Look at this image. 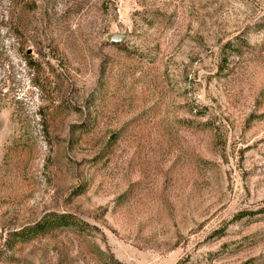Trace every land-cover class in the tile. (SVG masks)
Wrapping results in <instances>:
<instances>
[{"label":"rangeland","instance_id":"1","mask_svg":"<svg viewBox=\"0 0 264 264\" xmlns=\"http://www.w3.org/2000/svg\"><path fill=\"white\" fill-rule=\"evenodd\" d=\"M0 264H264V0H0Z\"/></svg>","mask_w":264,"mask_h":264},{"label":"trees","instance_id":"2","mask_svg":"<svg viewBox=\"0 0 264 264\" xmlns=\"http://www.w3.org/2000/svg\"><path fill=\"white\" fill-rule=\"evenodd\" d=\"M66 223H68V226L73 224L69 216H56L52 219L48 218V220L46 219L42 222L35 223L26 230L19 232L17 235H28V232L33 234H43L50 231L51 229H54V227L65 225Z\"/></svg>","mask_w":264,"mask_h":264},{"label":"water","instance_id":"3","mask_svg":"<svg viewBox=\"0 0 264 264\" xmlns=\"http://www.w3.org/2000/svg\"><path fill=\"white\" fill-rule=\"evenodd\" d=\"M126 35H127L126 30L123 33L114 32L107 34L105 39L108 43H120L125 39Z\"/></svg>","mask_w":264,"mask_h":264}]
</instances>
